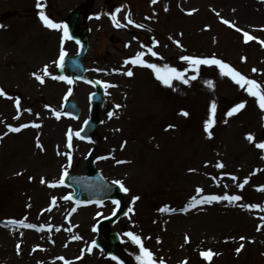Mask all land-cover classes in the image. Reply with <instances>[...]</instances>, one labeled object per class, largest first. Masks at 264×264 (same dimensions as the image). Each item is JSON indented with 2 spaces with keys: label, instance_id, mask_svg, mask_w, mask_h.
<instances>
[{
  "label": "rangeland",
  "instance_id": "374dc122",
  "mask_svg": "<svg viewBox=\"0 0 264 264\" xmlns=\"http://www.w3.org/2000/svg\"><path fill=\"white\" fill-rule=\"evenodd\" d=\"M83 1L41 3L45 14L56 22L67 20ZM99 2L84 13L82 21L92 30L86 66L91 76L115 85L105 91L112 116L109 118L101 109L95 136L91 142L82 143L75 133L83 118L90 116L89 86L77 82L68 72L60 74L55 63L62 47L69 53L77 51L75 42L67 40L62 46L63 31L43 25L37 0H0V25L4 26L0 28V89L6 93L0 96V229L6 227L8 237L0 239V264H65L67 260L59 262L60 254L68 257V264H121L106 249L92 247L96 237L93 226L111 213L113 201L76 205L73 211L75 204L65 199L69 189L60 183L65 171L84 172V159L93 149L101 157L98 168L128 189L122 197L132 211L116 225L104 228L106 236L110 231L120 234L118 256L138 264L139 246L125 235L132 232L142 238L157 264L161 259L165 264H264V150L255 146L264 142V110L257 98L248 94L247 86L241 88L231 77L222 76L218 67L201 65L196 73L181 59H220L264 86V0H119L122 9L115 16L122 31L110 28L108 17L97 10ZM103 3L109 8L116 2ZM125 13L145 21L147 36L156 35L159 56L148 63L186 72L188 84L174 80L169 87L156 78L152 69L125 63L123 59L139 50L140 43L113 45L105 38L109 32L125 38L131 35L133 29L126 24ZM86 16L95 19L94 23ZM245 32L255 39L245 42ZM150 47L149 43L145 46ZM45 66L50 75L41 84L33 74L43 75ZM129 70L133 72L131 77L124 74ZM60 75L73 83L51 78ZM192 75L198 78L190 80ZM208 81L213 82L212 88ZM70 96L79 105L83 101L82 117L78 121L61 115L55 119ZM212 102L217 104V111L209 138L204 125L211 118ZM240 103L245 107L227 116ZM51 109H56L54 115ZM185 111L187 117L182 115ZM47 116L71 121L72 125L61 124L65 129L52 156H48L45 127L31 126L39 125L37 120ZM24 124L29 127L20 133L7 130L9 125ZM70 130L79 147L74 143L68 147ZM248 134L254 136V142L246 139ZM66 154L71 155L70 165ZM217 164L224 167L218 168ZM53 184L56 186H50ZM224 195L242 199L193 203V198L201 201L205 196ZM134 197H139L135 203ZM190 205L193 208L189 210ZM164 208L169 211H161ZM82 209L88 218L84 221L76 219ZM61 215L68 229L59 242L56 219ZM18 218L33 221L40 229L41 225L54 227L46 241V246L53 249L51 255L41 249L32 252L43 235L29 239L11 223ZM77 236L81 239H75ZM241 244L243 249L237 253ZM83 245L91 248V258L82 261L78 256L85 254ZM207 250L216 253L211 261L200 255Z\"/></svg>",
  "mask_w": 264,
  "mask_h": 264
},
{
  "label": "snow or ice",
  "instance_id": "6c2138e0",
  "mask_svg": "<svg viewBox=\"0 0 264 264\" xmlns=\"http://www.w3.org/2000/svg\"><path fill=\"white\" fill-rule=\"evenodd\" d=\"M157 0H152V3H156ZM36 7L38 9H40L39 11V19L43 22V25L49 29H54V30H62L63 31V37H62V46L64 41L67 40H71L72 36L69 34V30H68V26L67 24H62V23H57L54 22L51 18H49L44 11V7L45 5L41 3V0H37V4ZM167 10V9H165ZM120 10L117 9V12H119ZM191 14V13H189ZM98 18V17H97ZM112 20L114 23L117 24V26H121L119 25V23L117 22V17L115 15L112 16ZM129 23H132V21L129 19L128 21ZM225 24H229V21L225 20L223 21ZM231 26V25H230ZM4 27L3 25H0V28ZM137 27H141L140 25H137ZM237 31H240V29H237ZM244 35V39L245 42L254 40L255 37L249 35L247 32L243 33ZM171 39V37H170ZM76 43L79 44V41H76ZM157 43L158 42H155ZM177 45L179 46V42H176ZM264 43V42H262ZM148 52L152 55V56H157V53L154 52L151 48L148 49ZM145 55V53L141 52L138 53L136 55V57L134 59L131 60H126L125 63L126 64H132V65H139L142 67H147L153 70V72L156 75V78L161 81L164 85L171 87L172 86V81L174 80H179L182 81L184 84H188L189 83V79H186V72L184 71H179L174 67H170L168 65H164L163 67H159L156 64L153 63H146L142 57ZM65 56L66 53L63 51V47L59 56V60H58V67L63 68L64 67V61H65ZM182 60L186 61L190 66H191V70L193 72L199 73L200 71V66L201 65H205V66H216L219 69V72L222 76H226V77H231V79L237 84L239 85L241 88H245L248 92V94L252 97L257 98L259 106L262 110H264V86H262L260 83H258L256 80L253 79H248L246 78L244 75H242L241 73H239L235 68L231 67L228 63H225L224 61L220 60V59H216V58H194L191 56H183L181 57ZM253 71H256L255 69H253ZM125 75L131 77L133 75V72L131 70L127 71L124 73ZM35 76V79L38 80L41 84L45 83L44 77L45 76H49L50 73L48 71L47 66H45L44 70H43V75L40 74H33ZM52 79L54 80H62V81H66L68 84H72L73 81L71 78L67 77V76H51ZM198 77L197 75H192L190 77V80H196ZM89 83H92V81H89ZM208 87L212 88L213 82L212 81H208L207 82ZM115 85H111V84H105L104 87L108 88V87H114ZM71 94V89H69V95ZM6 93L4 92L3 89H0V96H5ZM9 99H11V97H8ZM16 106L17 109H19L20 106V101L17 98L16 101ZM117 107H120L119 105H117ZM245 107L244 103H240L237 104L236 106H234L233 108H231L230 111H228L227 116L231 117L234 114H237L241 109H243ZM217 111V104L215 102H212L211 106H210V113H211V118H209L204 125V129L205 132L208 133L209 138H211L212 136V132L211 129L214 125V117ZM56 118L59 119L60 118V113L57 112L56 114ZM183 116L187 117L189 115L188 112H183L182 113ZM112 113H109V118H111ZM87 123V122H85ZM32 127H40V125L37 124H33L31 125ZM29 127L28 124H24L21 127H12L9 126L8 130L10 132H14V133H18L21 131V128H27ZM171 127V126H170ZM76 136L83 139L84 137L80 136V133L77 132ZM246 139L249 140V142H254L255 138L252 134H248ZM71 140H72V132L71 130L68 133V147L71 148ZM255 146L258 149L264 150V142H260V143H255ZM68 158H69V165L71 164V155L68 154ZM103 159V157H102ZM120 163H123V161H120ZM218 168H223L224 165L223 164H217ZM68 173L67 171L64 172V176H67ZM232 179H236L235 177H232ZM41 183H44V180H41ZM60 183L63 184V178L60 180ZM115 184L120 186V189L124 192H128V189L126 187H124L123 183L121 181H114ZM245 183H247V181H245ZM52 187H55L56 185H50ZM242 187V185H241ZM262 191H264V188L261 189ZM198 191H202V189H198ZM66 200H70L72 199L71 196H67L65 197ZM242 198L238 195H224V196H205L203 198V200L201 201H196L195 198H193V203H212L213 201H221V200H226L229 202H234V201H239ZM136 200H139V197H134L133 198V203H135ZM55 203V201H53V204ZM79 203V202H78ZM114 204H116L117 206L120 204V201H113ZM249 207H259V206H249ZM73 211H75V209H73ZM129 212L132 211L131 208L128 209ZM161 211H169V209L164 208L161 209ZM113 215H115V212L113 213ZM262 219H264V217H262ZM12 224H21L23 227H27V228H32L34 227V225L31 224H26L23 221H11ZM95 231V229H93ZM125 235L127 237L130 238L131 242H133L134 244L139 246V255L136 256V260L138 261V264H157L156 258L154 257V254L147 249L146 247H144L143 243H142V238L139 235H136L132 232H127L125 233ZM75 239H81V237L77 236L75 237ZM186 242H188V238L186 237ZM244 237H241V240H243ZM159 242V241H158ZM96 243L95 241L92 242V247H96ZM19 247V246H18ZM243 249V245L241 244L240 248H237L236 251L237 253H239L241 250ZM88 251H91V248L88 249ZM200 255L206 260V261H211L213 256L216 255V253H214L212 250H207V251H203L200 253ZM113 260H116L117 257L112 256L111 257ZM63 259V258H60ZM65 264H68V262L66 261ZM122 264V262H121ZM159 264H165V262L161 259L159 261ZM184 264H187V262H184Z\"/></svg>",
  "mask_w": 264,
  "mask_h": 264
},
{
  "label": "bare ground",
  "instance_id": "6f19581e",
  "mask_svg": "<svg viewBox=\"0 0 264 264\" xmlns=\"http://www.w3.org/2000/svg\"><path fill=\"white\" fill-rule=\"evenodd\" d=\"M80 106L82 107V110H84L83 101H82V103H80ZM37 121H38V124L39 125H41L42 127H45L44 137H45V140H46V142L48 144V149L51 151V152L48 151V156H52L51 153L52 152H56V149H58V146L59 145L57 146V144H60L61 143V133L65 129V127L61 129V124H64L66 126H68L70 124L69 123H66L65 121L63 122V121H56V120L50 119L48 116L45 117L44 120L41 119V120H37ZM74 144H75V146L79 147V145H78L79 142H75ZM76 156L78 158V152H76ZM55 162L58 163L59 160H55ZM98 165H100V164H98ZM83 211L84 210L82 209L79 212V214L77 215L76 219H78L80 221H84L85 219L86 220L88 219L86 217V214H83L82 213ZM202 217L204 218V216H202ZM196 219H193L192 221H194V223H196L197 222ZM56 220H57V224H58V226L60 228V231L63 232V231H65L68 228V226L63 223L61 216H59ZM82 226H84V225H82ZM62 232L59 234L61 236L60 237L61 240H62V237H63L62 236V234H63ZM25 233H26L27 237H32L33 239L36 236V232H33V231L27 230ZM0 239H3V240L8 239L7 234L5 233V230L4 229H2V230L0 229ZM32 250H33L34 253L37 251V249L35 247L32 248ZM81 250L82 251L84 250L85 251L84 252L85 254L84 255H79L78 256V260H82L83 261V260H87V259H90L91 258V253H90V251H88V248L85 247V245H83L81 247ZM52 251H53L52 247H48L46 249V252H48V254H50V255H51ZM48 254H44L45 257H46V259L49 258V255Z\"/></svg>",
  "mask_w": 264,
  "mask_h": 264
},
{
  "label": "water",
  "instance_id": "95a60500",
  "mask_svg": "<svg viewBox=\"0 0 264 264\" xmlns=\"http://www.w3.org/2000/svg\"><path fill=\"white\" fill-rule=\"evenodd\" d=\"M76 15H77V14H75V15L73 16V21H72V22H73V26H74V28H73V33H75V34H79V35L82 36V33H81L80 30L77 28V16H76ZM82 39H83V43H84L82 54L79 55V56H74V57H70V58H69L68 66H69L72 70H76L77 67L82 68V66H81L82 56H83V54L85 53L86 48H87V39L84 38V37H82ZM100 102H101V94H100V92H99V96H98V99H97V103H98L97 106L101 105ZM93 120L95 121V118H94ZM94 121H93V122H94ZM93 159H94V157H91V158L88 160V163H87V165H88L87 170H88L89 175L97 174V172H96L94 166H92ZM107 184L110 185L109 183H107ZM116 192H117V191H116ZM76 194H79V192H76ZM101 241H102V240H101Z\"/></svg>",
  "mask_w": 264,
  "mask_h": 264
}]
</instances>
